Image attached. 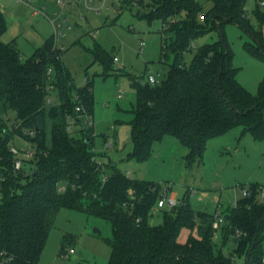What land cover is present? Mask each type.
<instances>
[{
    "label": "trees",
    "instance_id": "obj_1",
    "mask_svg": "<svg viewBox=\"0 0 264 264\" xmlns=\"http://www.w3.org/2000/svg\"><path fill=\"white\" fill-rule=\"evenodd\" d=\"M120 1L121 8L133 9L128 8L133 0ZM138 1L142 17L161 21L163 48H171L174 60L158 83L142 80L145 85H136L129 121L133 150L128 158L148 161L154 145L173 136L187 149L186 162L192 166L202 159L208 140L238 126L264 141V81L257 95L239 83L223 32L225 23L237 25L250 38L246 51L264 61V0H256L253 15L247 0H210L213 4L204 13L198 0ZM7 28L0 9V264H40L53 219L63 207L86 210L111 224L108 264H230L234 255H245V264H264V201L258 198L257 184L244 188V197L231 212L221 213L220 243L213 229L216 214H197L188 192L179 207L164 214L160 225L150 224L164 193L160 185L132 178L112 161H98L92 136L76 111L81 104L93 115V83L88 79L84 86L74 84L62 51L51 40L22 60L14 44L2 41ZM214 29L221 31V40L203 45L186 63L191 42ZM88 53L106 69L114 61L100 45ZM49 68L54 69L50 80ZM50 95L56 100L46 104ZM9 112L17 119L12 128ZM69 117L81 126L74 133ZM17 134L33 151V158L25 159L28 169H15L12 148ZM185 227L195 234L182 243L179 236ZM228 243L231 255L223 251Z\"/></svg>",
    "mask_w": 264,
    "mask_h": 264
},
{
    "label": "rangeland",
    "instance_id": "obj_2",
    "mask_svg": "<svg viewBox=\"0 0 264 264\" xmlns=\"http://www.w3.org/2000/svg\"><path fill=\"white\" fill-rule=\"evenodd\" d=\"M198 1L204 5L203 13L213 4L210 0ZM108 4V9L103 8L101 2L95 0L92 7L99 12H87L81 8L70 13L72 28L56 42L74 84L84 86L88 79L93 83V125L87 129L98 161H112L132 178L159 184L167 199L176 200V207L188 192L190 205L197 214L231 212L238 200L244 197V188L253 184L259 186L258 198L264 201V141L244 133L241 126L208 140L202 159L192 166L186 162L187 149L173 136H166L156 143L148 161L128 158L133 150L129 121L137 100L136 85L142 80L148 82L150 74L158 80L163 79L168 65L174 60V53L169 46L163 48L165 36L161 21L149 22L142 17L144 10L141 6L129 10L121 8L119 0ZM33 5L37 9L45 6L48 15L61 9L58 0H35ZM256 7V0H247L251 15ZM0 9L8 24L2 41L14 44L22 60L30 58L46 41H54L46 16L34 15L31 8L17 0H0ZM252 24L259 29L254 16ZM223 32L233 52L237 80L257 95L264 81V61L246 51L245 43L250 38L237 25L225 23ZM168 36L174 37V34L169 32ZM221 37V31L214 29L194 39L192 51L184 54L185 62L190 63L200 47L219 42ZM96 45L104 48L112 59L117 57L118 61L110 60L108 69L95 62L88 49ZM7 121L12 128L17 122L16 115L9 112ZM110 142H113L111 146ZM13 143L21 151L18 158L23 160V168L28 169L30 165L26 163L23 152L30 149V143L18 134L14 136ZM173 209L155 206L149 218L150 224L160 225L164 214ZM192 233L195 234L189 228H183L179 241L186 243ZM111 238L112 226L106 220L86 210L60 208L50 227L40 264H108ZM215 240L221 241L219 231H215ZM232 248L228 243L223 251L231 255ZM71 249L74 254H70ZM245 260V255H234L230 264H245Z\"/></svg>",
    "mask_w": 264,
    "mask_h": 264
},
{
    "label": "built area",
    "instance_id": "obj_3",
    "mask_svg": "<svg viewBox=\"0 0 264 264\" xmlns=\"http://www.w3.org/2000/svg\"><path fill=\"white\" fill-rule=\"evenodd\" d=\"M19 3L24 4L25 6H28L33 10L34 15H44L49 19V22L52 27V32H53V47L55 49H58V46L56 45V42L58 39L66 34L68 30L72 28V24L70 22V13L76 12L77 10H81V8H84L87 12L97 10L99 12V9H94L92 7L93 3L95 0H58V3L61 6V9L59 11H54L52 15H48L46 12V7L42 6L40 9H37L34 7L33 3L35 0H17ZM102 4V7H106L108 9L109 4L112 0H99ZM120 5L121 1L119 0ZM139 6V1L138 0H133L131 3V6L128 8H138ZM80 17L84 18L83 15H80ZM60 50V49H58ZM62 51V50H61ZM114 61H118V58L115 57ZM54 75V69L49 68L47 71V77L48 79H52ZM148 82L151 84H156L159 82V80L156 78L155 75L150 74L148 76ZM50 90L54 89V85H49ZM74 100L78 103H80L79 96L74 95ZM54 101V97L52 95L48 96L46 98V104H51ZM76 111L80 113V119H82L83 125L85 127H92L93 125V120L92 116H90L86 109L81 105L77 104L76 106ZM70 125H69V130L71 132H76L81 126L77 123V118L74 117H69ZM113 144V142H110V146ZM12 152L14 153L16 160H15V169L20 170L23 168V160L18 158V155L20 154V150L17 147L12 148ZM96 152V151H95ZM97 153V152H96ZM24 154V159H32L33 158V151L32 150H27L23 152ZM98 160V159H97ZM106 180V177L103 178V181ZM61 190H64V187L60 188ZM2 199V194L0 192V201ZM177 205V202L175 199H167V194L164 192L162 197L159 199L156 207L157 208H175ZM224 223V217L222 216L221 213L216 214L215 221L213 222V229L215 231H218L220 226ZM74 250H70V254H74Z\"/></svg>",
    "mask_w": 264,
    "mask_h": 264
},
{
    "label": "water",
    "instance_id": "obj_4",
    "mask_svg": "<svg viewBox=\"0 0 264 264\" xmlns=\"http://www.w3.org/2000/svg\"><path fill=\"white\" fill-rule=\"evenodd\" d=\"M141 84L142 85H145V82L144 81H141ZM86 141L88 142V139ZM36 175H37V172L34 173V176H36Z\"/></svg>",
    "mask_w": 264,
    "mask_h": 264
}]
</instances>
